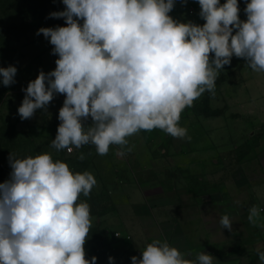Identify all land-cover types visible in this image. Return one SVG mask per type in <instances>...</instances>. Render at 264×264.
<instances>
[{
	"label": "clouds",
	"instance_id": "9594fccd",
	"mask_svg": "<svg viewBox=\"0 0 264 264\" xmlns=\"http://www.w3.org/2000/svg\"><path fill=\"white\" fill-rule=\"evenodd\" d=\"M65 10L51 13L66 26L41 28L58 55L56 67L42 70L24 90L18 108L22 120L45 109L55 94L65 95L50 147L72 153L83 145L106 155L110 146L131 151L128 138L159 129L191 139L180 126L186 107L206 91L214 94L220 70L233 56L264 73V0L246 4L239 18L238 0H198L201 25L179 22L169 13L175 0H62ZM184 3L187 0H183ZM80 21H83L81 24ZM214 54V55H212ZM17 69L0 67L2 84L15 83ZM91 118L85 128L83 120ZM85 157L81 153L80 160ZM10 179L0 183V264H96L84 245L92 226L89 197L97 184L89 171L73 172L50 153L18 158L10 153ZM261 209H248V222L264 229ZM222 229L232 231L223 215ZM169 242L154 239L133 256L132 264H213L198 253L195 260ZM260 264L264 251L257 250ZM109 257V261H112Z\"/></svg>",
	"mask_w": 264,
	"mask_h": 264
},
{
	"label": "rangeland",
	"instance_id": "374dc122",
	"mask_svg": "<svg viewBox=\"0 0 264 264\" xmlns=\"http://www.w3.org/2000/svg\"><path fill=\"white\" fill-rule=\"evenodd\" d=\"M248 2L238 0L241 21L247 20ZM64 10L62 0H0V67L17 69L15 83L9 86H4L0 77V183L10 179V153L18 158L50 153L54 161L65 162L73 172H91L97 184L89 197L80 196L90 205L93 218L84 245L86 258L91 261L95 256L96 264H132L131 258H141L150 243L153 224L152 219L145 215L141 219L132 212L138 192L143 195L153 186H162L173 175L189 181L216 174L225 179L227 163L240 166L244 157L263 143L259 113L264 110V73L254 72L243 58L233 56L220 70L214 94L206 91L183 111L179 123L190 140L155 129L129 137L132 150L125 148L123 155L117 154V145L110 146L106 155H99L91 144L74 148L72 153L56 151L50 145L60 124L58 114L65 95L55 94L46 110H36L31 119L22 120L18 108L29 82L41 70L47 74L56 67L59 57L53 54L54 46L37 32L66 26L64 18L50 16ZM200 11L198 0H175L169 15L202 26L205 21ZM82 123L87 128L92 120L89 117ZM81 153L83 160L79 159ZM212 161L218 162L219 171L210 166Z\"/></svg>",
	"mask_w": 264,
	"mask_h": 264
},
{
	"label": "crops",
	"instance_id": "0c3cea01",
	"mask_svg": "<svg viewBox=\"0 0 264 264\" xmlns=\"http://www.w3.org/2000/svg\"><path fill=\"white\" fill-rule=\"evenodd\" d=\"M259 124L263 143L244 157L240 166L233 161L227 163L225 179L216 174L189 181L173 175L162 186H153L143 195L138 192L132 212L141 219L145 215L153 220L150 243L166 239L182 254H190L186 258L195 260L198 253L212 255L213 264H260L257 250L264 251V229L251 225L247 216L252 206L264 209L263 109ZM210 166L220 169L215 161ZM223 215L232 219V231L221 228L219 220Z\"/></svg>",
	"mask_w": 264,
	"mask_h": 264
}]
</instances>
